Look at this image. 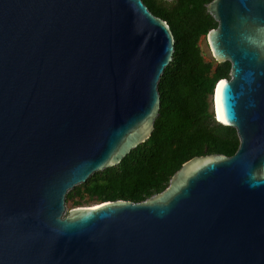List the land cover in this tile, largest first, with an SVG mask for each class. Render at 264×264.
Returning a JSON list of instances; mask_svg holds the SVG:
<instances>
[{
	"label": "water",
	"instance_id": "1",
	"mask_svg": "<svg viewBox=\"0 0 264 264\" xmlns=\"http://www.w3.org/2000/svg\"><path fill=\"white\" fill-rule=\"evenodd\" d=\"M206 11L236 151L188 159L142 201L65 212L151 134L173 34L142 0H0V264H264V0Z\"/></svg>",
	"mask_w": 264,
	"mask_h": 264
},
{
	"label": "trees",
	"instance_id": "2",
	"mask_svg": "<svg viewBox=\"0 0 264 264\" xmlns=\"http://www.w3.org/2000/svg\"><path fill=\"white\" fill-rule=\"evenodd\" d=\"M168 24L174 38L171 61L157 83L160 106L149 137L121 161L92 173L65 195L71 207L124 199L139 202L164 189L181 164L211 153L232 155L238 146L233 127L214 119L211 95L228 78V61L205 58L200 40L217 23L206 11L211 0H142Z\"/></svg>",
	"mask_w": 264,
	"mask_h": 264
},
{
	"label": "rangeland",
	"instance_id": "3",
	"mask_svg": "<svg viewBox=\"0 0 264 264\" xmlns=\"http://www.w3.org/2000/svg\"><path fill=\"white\" fill-rule=\"evenodd\" d=\"M200 47L202 49V52H203V55L205 58H210L212 57L211 56V53L209 51V48L207 46V43H206V39L205 37H202L201 40H200ZM92 204H95V203H92ZM90 204V205H92ZM82 206H86L85 204H83ZM72 207L69 205V203H65V212L69 209H71Z\"/></svg>",
	"mask_w": 264,
	"mask_h": 264
},
{
	"label": "bare ground",
	"instance_id": "4",
	"mask_svg": "<svg viewBox=\"0 0 264 264\" xmlns=\"http://www.w3.org/2000/svg\"><path fill=\"white\" fill-rule=\"evenodd\" d=\"M211 97H212V95H211ZM211 99H212V98H211ZM212 109H213V108H212ZM215 111H216V112H214V110H213L214 117H215L217 120L220 121L219 116H218V112H217L216 102H215ZM93 205H94V204H93Z\"/></svg>",
	"mask_w": 264,
	"mask_h": 264
},
{
	"label": "clouds",
	"instance_id": "5",
	"mask_svg": "<svg viewBox=\"0 0 264 264\" xmlns=\"http://www.w3.org/2000/svg\"><path fill=\"white\" fill-rule=\"evenodd\" d=\"M214 119H216L215 117H214ZM217 120V119H216ZM217 122H219V120H217Z\"/></svg>",
	"mask_w": 264,
	"mask_h": 264
}]
</instances>
